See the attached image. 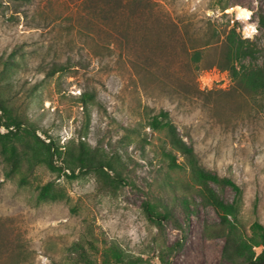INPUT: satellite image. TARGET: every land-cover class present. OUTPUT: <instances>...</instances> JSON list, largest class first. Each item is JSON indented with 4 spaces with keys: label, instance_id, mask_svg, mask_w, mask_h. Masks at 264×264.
Returning a JSON list of instances; mask_svg holds the SVG:
<instances>
[{
    "label": "rangeland",
    "instance_id": "1",
    "mask_svg": "<svg viewBox=\"0 0 264 264\" xmlns=\"http://www.w3.org/2000/svg\"><path fill=\"white\" fill-rule=\"evenodd\" d=\"M261 13L264 0H0L1 92L12 111L44 140L118 155L131 182L108 189L93 173L67 179L38 165L20 184L0 156V264H235L222 257L219 218L183 157L147 121L167 110L200 167L236 182L238 221L258 240L250 225L264 227V90L245 93L235 74L264 69ZM231 28L255 56L207 67ZM83 94L93 99L83 104ZM163 151L181 167L168 168ZM48 182L64 198H39ZM214 188L232 200L230 187ZM145 200L169 214L160 229Z\"/></svg>",
    "mask_w": 264,
    "mask_h": 264
},
{
    "label": "trees",
    "instance_id": "2",
    "mask_svg": "<svg viewBox=\"0 0 264 264\" xmlns=\"http://www.w3.org/2000/svg\"><path fill=\"white\" fill-rule=\"evenodd\" d=\"M258 24L264 30V15H258ZM257 48L249 40L240 38L234 28L225 35L214 61L207 67L216 65L229 69L234 61L255 56ZM7 63L0 69V156L4 163V176L11 177L20 174V184L29 183V177L34 168L43 165L57 175L73 179L81 175L93 173L97 181L108 189H116L129 182L122 175L120 158L114 153H108L99 147L89 146L79 141L58 145L50 136L44 140L36 133L37 128L16 115L7 100L3 97L2 81L4 80ZM237 86L247 94H256L264 90V69L259 66L244 67L235 74ZM93 99L91 94H83L80 101L85 104ZM148 127L153 131L163 133L171 148L183 157L185 166L189 169L192 181L197 186L203 202L211 206L219 218L220 234L224 235L222 257L235 264H255L264 259V227L253 222L250 227L258 240L249 237L238 221L242 190L231 178L220 177L202 169L196 157L194 147L187 143L172 123L167 110H159L150 115ZM4 128L5 131H1ZM168 168H179L177 157L171 152H162ZM58 161V162H57ZM214 185L228 186L234 195L232 200H224L215 190ZM65 193L54 186L52 182L39 185L37 196L41 199L64 198ZM146 219L161 228L168 218L166 211L148 201L141 204ZM260 246L261 252L255 254L254 247ZM174 249V248H173ZM84 264H92L84 260ZM134 264H140L139 262Z\"/></svg>",
    "mask_w": 264,
    "mask_h": 264
},
{
    "label": "water",
    "instance_id": "3",
    "mask_svg": "<svg viewBox=\"0 0 264 264\" xmlns=\"http://www.w3.org/2000/svg\"><path fill=\"white\" fill-rule=\"evenodd\" d=\"M255 264H264V259L258 263H255Z\"/></svg>",
    "mask_w": 264,
    "mask_h": 264
}]
</instances>
